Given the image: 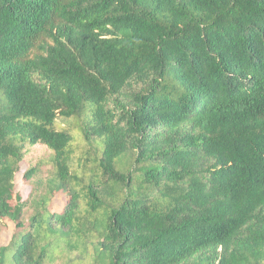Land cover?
Returning a JSON list of instances; mask_svg holds the SVG:
<instances>
[{
	"label": "trees",
	"instance_id": "1",
	"mask_svg": "<svg viewBox=\"0 0 264 264\" xmlns=\"http://www.w3.org/2000/svg\"><path fill=\"white\" fill-rule=\"evenodd\" d=\"M0 241L264 264V0H0Z\"/></svg>",
	"mask_w": 264,
	"mask_h": 264
},
{
	"label": "rangeland",
	"instance_id": "2",
	"mask_svg": "<svg viewBox=\"0 0 264 264\" xmlns=\"http://www.w3.org/2000/svg\"><path fill=\"white\" fill-rule=\"evenodd\" d=\"M58 123H59L61 126H68V127L73 126V124H78V125H79V123H77L76 120H74V119H69L68 121H63L62 118H59V119H58ZM75 133L77 134L76 131H75ZM75 145H76L77 148L80 150L81 148H83L84 143H83L81 140H78V141L76 142ZM38 154H39V153H38ZM49 160H50V156H49V155H45V159L43 158V162H44L45 164L48 165V161H49ZM75 161H77V159H76ZM49 166H50V165H49ZM49 166H48V167H49ZM22 167H23V169L26 167V163H25V162L22 163ZM44 174H46V172H45ZM19 181L21 182V178H20V177H19ZM18 190L22 192V195H23V197H24V196L27 195V193H28V191H29V187L26 186L25 184H23V183L21 182V183H19V185H18ZM60 199H61L60 196H56L52 204H55V205H56ZM6 234H7V235H6ZM8 236H9V233H5V234L3 235L2 241H3V240H6V239H7L6 237H8ZM0 243H1V241H0ZM91 252H92V250H91ZM91 261H92V253H91V255H90L86 260H84V261H82V262H80V261H76V262H74L73 264H89V263H91Z\"/></svg>",
	"mask_w": 264,
	"mask_h": 264
}]
</instances>
